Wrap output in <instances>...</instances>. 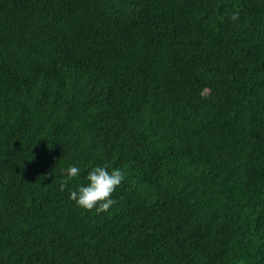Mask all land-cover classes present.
<instances>
[{"label":"trees","instance_id":"trees-1","mask_svg":"<svg viewBox=\"0 0 264 264\" xmlns=\"http://www.w3.org/2000/svg\"><path fill=\"white\" fill-rule=\"evenodd\" d=\"M0 264H264V0H0Z\"/></svg>","mask_w":264,"mask_h":264},{"label":"clouds","instance_id":"clouds-1","mask_svg":"<svg viewBox=\"0 0 264 264\" xmlns=\"http://www.w3.org/2000/svg\"><path fill=\"white\" fill-rule=\"evenodd\" d=\"M238 12L232 15V19L238 20ZM80 169L77 166H70L66 172V179L61 184V191L65 189L69 180L77 177ZM125 173L114 168L109 171L107 166H95L87 174L86 185H80L77 189L70 192V199L78 207L91 211L95 209L97 213L108 212L118 203L113 198V193L122 184Z\"/></svg>","mask_w":264,"mask_h":264}]
</instances>
